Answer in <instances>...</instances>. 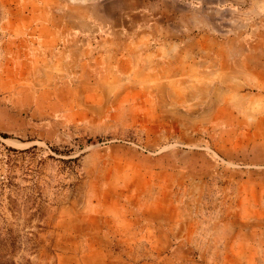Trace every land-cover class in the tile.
I'll list each match as a JSON object with an SVG mask.
<instances>
[{
	"label": "rangeland",
	"instance_id": "rangeland-1",
	"mask_svg": "<svg viewBox=\"0 0 264 264\" xmlns=\"http://www.w3.org/2000/svg\"><path fill=\"white\" fill-rule=\"evenodd\" d=\"M0 264H264V0H0Z\"/></svg>",
	"mask_w": 264,
	"mask_h": 264
}]
</instances>
